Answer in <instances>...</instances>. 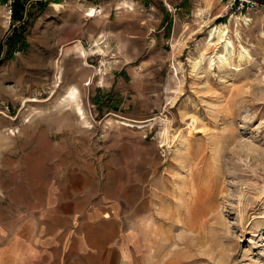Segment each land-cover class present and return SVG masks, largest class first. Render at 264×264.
<instances>
[{"label":"rangeland","instance_id":"obj_1","mask_svg":"<svg viewBox=\"0 0 264 264\" xmlns=\"http://www.w3.org/2000/svg\"><path fill=\"white\" fill-rule=\"evenodd\" d=\"M133 1H31L10 57L0 3V225L51 240L70 216L107 264H264V7ZM70 87L88 124L61 104Z\"/></svg>","mask_w":264,"mask_h":264},{"label":"crops","instance_id":"obj_2","mask_svg":"<svg viewBox=\"0 0 264 264\" xmlns=\"http://www.w3.org/2000/svg\"><path fill=\"white\" fill-rule=\"evenodd\" d=\"M71 218L48 225L51 240H39L29 220L16 227L0 225V264H107L103 257H92L85 242L82 247L75 237H69ZM58 231L54 239L53 233Z\"/></svg>","mask_w":264,"mask_h":264},{"label":"bare ground","instance_id":"obj_3","mask_svg":"<svg viewBox=\"0 0 264 264\" xmlns=\"http://www.w3.org/2000/svg\"><path fill=\"white\" fill-rule=\"evenodd\" d=\"M133 5H134V1L133 0H122V3H120V6L121 7H119V9L120 8H126V10L127 9H133ZM82 7H85V15L87 16V17H90V18H96V17H98V16H100L101 14H102V12H103V8H102V6H98V7H95V6H92V5H81ZM52 8L54 9V11H56V12H59L62 8H63V6L62 5H59V4H54L53 6H52ZM208 9V8H207ZM125 10V9H124ZM202 12V11H201ZM203 13V12H202ZM202 15V14H201ZM199 16V15H198ZM3 18H5V20H4V25H3V28H5V27H7V23L9 22V15H8V13H6L5 15H4V17ZM224 29L225 28H221V26L220 27H218V26H216V27H214L213 29H211L210 31H209V33H208V35L212 38L213 36H217L218 37V40H221L222 38H223V36H226V33H224ZM42 31V30H41ZM40 31V32H41ZM38 32V31H37ZM39 35V34H38ZM37 35V36H38ZM45 35V34H44ZM43 36V35H42ZM37 38V37H36ZM39 38V37H38ZM36 40H39V39H36ZM101 41V40H100ZM221 42H224V40L223 41H221ZM35 43V42H34ZM41 43V42H40ZM95 43H96V46L95 47H98V48H100L101 49V47H100V45H99V43H98V41H95ZM38 44V43H37ZM41 45V44H40ZM40 45H38V46H40ZM49 45V44H48ZM42 46H44V45H42ZM46 46V45H45ZM226 46V45H225ZM79 47H80V45H79ZM227 47V46H226ZM36 48V47H35ZM48 48V47H47ZM102 50V49H101ZM50 51H51V48H50ZM53 51V50H52ZM39 52V51H38ZM85 50H83L82 48H80L79 49V53H80V56L81 57H85ZM99 52V51H98ZM104 52V51H103ZM49 54V53H48ZM65 55V52H64V50H62V49H60V56H62V55ZM35 56V55H34ZM66 56V55H65ZM65 56H63V57H65ZM40 57H41V55H40ZM44 58V57H43ZM59 58V57H58ZM224 58V56H219L218 57V60L219 59H223ZM56 61V60H55ZM61 63H60V61H58L57 60V72L55 71V73H56V84H57V86H59L61 83H62V77H63V71H62V67H60L61 65H60ZM85 66H88V64H84ZM55 77V76H54ZM55 79V78H54ZM86 85H88V84H85L84 86H86ZM80 98V91H79V89L77 88V87H70V88H68L64 93H63V95H62V102H61V104H62V106L63 107H65V109L67 108V107H70V106H73L74 107V110H75V112H76V114H77V116L79 117V119H80V121L83 123V124H88V116H87V114H86V112H85V109H84V106H83V104H81L80 102H78V99ZM32 100V102H34V101H36V100H33V99H31ZM25 102V101H24ZM24 106H25V104H24ZM72 107V108H73ZM68 109V108H67ZM2 112V111H1ZM0 112V113H1ZM3 113V112H2ZM1 115V114H0ZM5 116H6V114H4ZM4 115H2V116H4ZM8 116V115H7ZM11 118V117H10ZM123 119V118H122ZM118 120V119H117ZM116 120V121H117ZM23 122V121H22ZM25 123L27 122V120L25 119V121H24ZM147 122V123H146ZM133 123V122H132ZM131 122H129V121H126V119L124 120H122L121 121V124L122 125H124V126H133L134 128L135 127H137V128H142V127H144V126H148V124L150 123H148V121H143V122H141V123H137L136 125H134V124H132ZM119 124V123H118ZM120 124V125H121ZM121 125V126H122ZM16 131V130H15ZM8 133H10L11 135H13L15 132H14V130H8ZM262 192H264L263 190H262ZM261 192V193H262ZM155 223V222H154Z\"/></svg>","mask_w":264,"mask_h":264},{"label":"trees","instance_id":"obj_4","mask_svg":"<svg viewBox=\"0 0 264 264\" xmlns=\"http://www.w3.org/2000/svg\"><path fill=\"white\" fill-rule=\"evenodd\" d=\"M34 0H15L12 6L11 20L13 23H18V27L14 29L13 34L6 40V47L8 56L10 57L14 52H21L27 48L26 33L30 21V10H28V3ZM264 7V0H251ZM1 3H5V0H1ZM39 9H44L45 3L36 2ZM32 7V5H31ZM4 45L0 43V50ZM0 51V53H1Z\"/></svg>","mask_w":264,"mask_h":264},{"label":"built area","instance_id":"obj_5","mask_svg":"<svg viewBox=\"0 0 264 264\" xmlns=\"http://www.w3.org/2000/svg\"><path fill=\"white\" fill-rule=\"evenodd\" d=\"M14 1L15 0H5V3L3 4L4 5V8L7 9V13L9 15V17L12 14V6H13ZM228 1H231L232 2V5L239 4V7L240 8H243L244 7V3H249V4H252V5L253 4H257L255 2H252L251 0H228Z\"/></svg>","mask_w":264,"mask_h":264}]
</instances>
